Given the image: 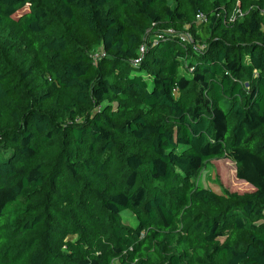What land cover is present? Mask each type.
<instances>
[{
    "label": "trees",
    "instance_id": "16d2710c",
    "mask_svg": "<svg viewBox=\"0 0 264 264\" xmlns=\"http://www.w3.org/2000/svg\"><path fill=\"white\" fill-rule=\"evenodd\" d=\"M0 264H264V0H0Z\"/></svg>",
    "mask_w": 264,
    "mask_h": 264
},
{
    "label": "rangeland",
    "instance_id": "374dc122",
    "mask_svg": "<svg viewBox=\"0 0 264 264\" xmlns=\"http://www.w3.org/2000/svg\"><path fill=\"white\" fill-rule=\"evenodd\" d=\"M198 24L203 22L198 21ZM197 47H202L201 43L197 42ZM196 185L221 192L224 190L248 192L252 191L254 187L236 176L235 163L226 157L210 159L195 175L192 180ZM24 201V198H23ZM130 214L129 211L125 212ZM130 220L134 221L135 218L130 215Z\"/></svg>",
    "mask_w": 264,
    "mask_h": 264
},
{
    "label": "built area",
    "instance_id": "2783aa9c",
    "mask_svg": "<svg viewBox=\"0 0 264 264\" xmlns=\"http://www.w3.org/2000/svg\"><path fill=\"white\" fill-rule=\"evenodd\" d=\"M197 19H198V21L204 22V20H205V16H204L203 14L200 13V14H198V16H197ZM182 37H183L184 39H186V40H190V39H191V36H190L189 33H183V34H182ZM140 50H141V53H145V51H146L145 46L142 45L141 48H140ZM98 54H99V53L96 54V57L98 56ZM140 60H141V58H140V59H137V60H136V63L139 62Z\"/></svg>",
    "mask_w": 264,
    "mask_h": 264
}]
</instances>
